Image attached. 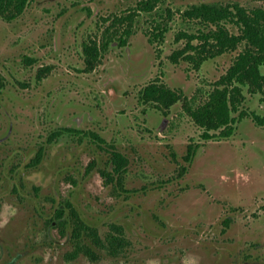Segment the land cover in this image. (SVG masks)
Instances as JSON below:
<instances>
[{
  "label": "rangeland",
  "instance_id": "obj_1",
  "mask_svg": "<svg viewBox=\"0 0 264 264\" xmlns=\"http://www.w3.org/2000/svg\"><path fill=\"white\" fill-rule=\"evenodd\" d=\"M139 1L29 0L0 18V264H264V126L243 118L231 137L204 140L180 103L164 112L140 99L154 81L206 92L238 52L198 69L171 63L207 30L185 9H264V0H155L151 12ZM113 19V31L131 27L127 45L86 71L83 44L103 40ZM244 94L240 110L264 117V96ZM112 151L126 161L119 185L107 177ZM66 204L85 225L77 244L55 218ZM116 228L117 253L105 241Z\"/></svg>",
  "mask_w": 264,
  "mask_h": 264
},
{
  "label": "trees",
  "instance_id": "obj_2",
  "mask_svg": "<svg viewBox=\"0 0 264 264\" xmlns=\"http://www.w3.org/2000/svg\"><path fill=\"white\" fill-rule=\"evenodd\" d=\"M155 0H142L138 2L137 9L143 12H151ZM29 0H0V18L12 20L22 14ZM186 20H198L207 30L200 31L198 35H191L184 46L174 50L169 56L173 64L184 61L198 69L205 61L224 53L238 51L234 56L227 71L211 84L206 92H197L191 97L185 96L181 89H173L163 82L154 81L146 85L140 92L143 103H152L159 109H169L180 103L186 114L193 123L202 131L201 138L204 140L226 139L233 135L236 130L237 120L251 117L259 126H264V117L254 112L240 110L245 101L244 91L249 94H260L264 96V9L256 8L248 10L238 4L219 5L200 3L192 5L182 12ZM119 20L113 19L107 26L112 29L106 37L99 41H91L83 44L85 52V70L92 71L104 53L118 45L126 46L127 38L131 35V27L123 32L113 31ZM231 26L228 28V26ZM213 27V28H211ZM211 28V29H210ZM237 28V32L232 30ZM165 29L159 28L156 39L163 38ZM178 35L186 38L185 32ZM181 37L175 38V42L181 41ZM193 40L198 42L193 43ZM162 41V40H160ZM239 49V50H238ZM202 97V98H201ZM237 114L236 116H234ZM96 137L95 134H93ZM195 147H188L186 161L190 162L195 154ZM43 158L42 149L31 162L36 165ZM125 158L116 151L111 152L110 167L107 177L112 180L116 176L117 184H120ZM58 206L55 210V218L61 223L60 234H67L71 241L77 244L83 240L85 225L76 211ZM226 220L225 222H227ZM69 233H68V231ZM116 235H110L105 241L111 247L112 252H119L124 245L120 228H116ZM86 235V234H85ZM92 240V246L98 248L103 241L98 238L96 232L88 234ZM90 240V241H91ZM84 251L93 253L89 248L77 247L76 252ZM75 252V254H77Z\"/></svg>",
  "mask_w": 264,
  "mask_h": 264
},
{
  "label": "flooded vegetation",
  "instance_id": "obj_3",
  "mask_svg": "<svg viewBox=\"0 0 264 264\" xmlns=\"http://www.w3.org/2000/svg\"><path fill=\"white\" fill-rule=\"evenodd\" d=\"M2 86H3V85H1V88H0V89H2ZM39 163H40V162H39ZM39 163H38V164H39Z\"/></svg>",
  "mask_w": 264,
  "mask_h": 264
}]
</instances>
